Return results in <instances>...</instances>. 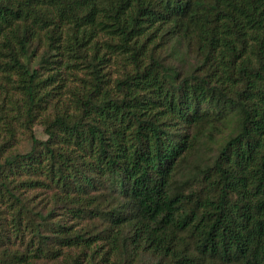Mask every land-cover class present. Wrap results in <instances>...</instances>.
Here are the masks:
<instances>
[{"label":"trees","instance_id":"obj_1","mask_svg":"<svg viewBox=\"0 0 264 264\" xmlns=\"http://www.w3.org/2000/svg\"><path fill=\"white\" fill-rule=\"evenodd\" d=\"M0 264H264V0H0Z\"/></svg>","mask_w":264,"mask_h":264},{"label":"rangeland","instance_id":"obj_2","mask_svg":"<svg viewBox=\"0 0 264 264\" xmlns=\"http://www.w3.org/2000/svg\"><path fill=\"white\" fill-rule=\"evenodd\" d=\"M25 62L27 64V66L30 68V69H38L40 67V61L37 57H33L31 56L30 54H28V56L25 58ZM34 133H35V136L40 139V140H45L46 139V136L44 135L43 131H42V128L40 126H35L34 127ZM217 138L219 139L220 136L218 135ZM210 147V144H205V145H200L196 152L195 153H198L199 156H201L202 154L200 152H204L206 153L207 151V148ZM30 149V142L27 141L26 139H22L21 140V144H20V148L19 150L21 152H26L27 150ZM197 155V154H196ZM206 155L202 156L201 159H203ZM200 158L198 159L196 156H194L192 159H191V165L192 166H195V164L197 162H199Z\"/></svg>","mask_w":264,"mask_h":264}]
</instances>
